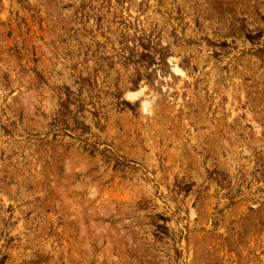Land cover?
I'll use <instances>...</instances> for the list:
<instances>
[{"label": "rangeland", "instance_id": "obj_1", "mask_svg": "<svg viewBox=\"0 0 264 264\" xmlns=\"http://www.w3.org/2000/svg\"><path fill=\"white\" fill-rule=\"evenodd\" d=\"M0 264H264V0H0Z\"/></svg>", "mask_w": 264, "mask_h": 264}]
</instances>
